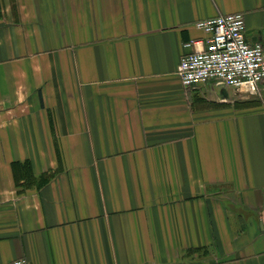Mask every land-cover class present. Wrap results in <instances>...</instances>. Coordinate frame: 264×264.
Returning a JSON list of instances; mask_svg holds the SVG:
<instances>
[{"label":"crops","instance_id":"crops-1","mask_svg":"<svg viewBox=\"0 0 264 264\" xmlns=\"http://www.w3.org/2000/svg\"><path fill=\"white\" fill-rule=\"evenodd\" d=\"M233 11L264 47V0H0V264H264V81L178 73Z\"/></svg>","mask_w":264,"mask_h":264},{"label":"built area","instance_id":"built-area-1","mask_svg":"<svg viewBox=\"0 0 264 264\" xmlns=\"http://www.w3.org/2000/svg\"><path fill=\"white\" fill-rule=\"evenodd\" d=\"M195 26L205 36L183 43L187 51L178 64L182 83L185 86L209 83L254 92L264 81V47L260 41L247 37L243 13L233 11L202 18ZM5 264H28V261L17 257Z\"/></svg>","mask_w":264,"mask_h":264},{"label":"trees","instance_id":"trees-1","mask_svg":"<svg viewBox=\"0 0 264 264\" xmlns=\"http://www.w3.org/2000/svg\"><path fill=\"white\" fill-rule=\"evenodd\" d=\"M24 170V180H21L20 184L21 185H28V184H33L35 183V180L36 182H39L40 181V178L43 176L41 175L40 178H35L32 174H29L28 171Z\"/></svg>","mask_w":264,"mask_h":264},{"label":"water","instance_id":"water-1","mask_svg":"<svg viewBox=\"0 0 264 264\" xmlns=\"http://www.w3.org/2000/svg\"><path fill=\"white\" fill-rule=\"evenodd\" d=\"M254 40V39H253Z\"/></svg>","mask_w":264,"mask_h":264}]
</instances>
